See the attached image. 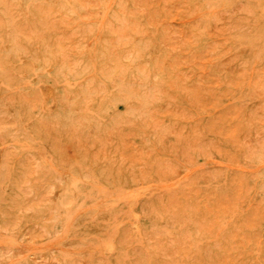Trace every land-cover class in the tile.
Segmentation results:
<instances>
[{
	"label": "rangeland",
	"instance_id": "rangeland-1",
	"mask_svg": "<svg viewBox=\"0 0 264 264\" xmlns=\"http://www.w3.org/2000/svg\"><path fill=\"white\" fill-rule=\"evenodd\" d=\"M0 264H264V0H0Z\"/></svg>",
	"mask_w": 264,
	"mask_h": 264
}]
</instances>
